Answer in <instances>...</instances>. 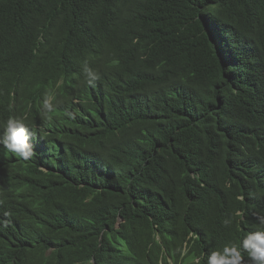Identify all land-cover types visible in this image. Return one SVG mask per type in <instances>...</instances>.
I'll list each match as a JSON object with an SVG mask.
<instances>
[{"label":"trees","instance_id":"1","mask_svg":"<svg viewBox=\"0 0 264 264\" xmlns=\"http://www.w3.org/2000/svg\"><path fill=\"white\" fill-rule=\"evenodd\" d=\"M10 117L0 264H206L264 217V0H0Z\"/></svg>","mask_w":264,"mask_h":264},{"label":"clouds","instance_id":"2","mask_svg":"<svg viewBox=\"0 0 264 264\" xmlns=\"http://www.w3.org/2000/svg\"><path fill=\"white\" fill-rule=\"evenodd\" d=\"M88 77L96 78V74L91 69H85ZM91 79L89 82H91ZM55 97L46 95L43 101L45 109L44 116L51 119L50 113L54 111ZM46 126L39 123L29 125L18 118H8L3 125V134L0 135V145L9 152L15 153L20 158L28 161L37 152L39 140ZM227 225L230 220H225ZM241 248L247 251L250 264H264V217L259 218L257 230L249 232L240 244L225 245L222 250L212 251L207 256L206 264H244ZM194 264H200L199 258H193Z\"/></svg>","mask_w":264,"mask_h":264}]
</instances>
